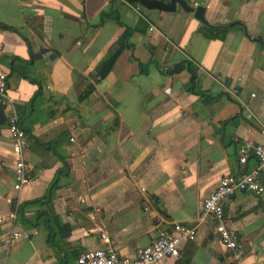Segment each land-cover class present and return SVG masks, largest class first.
<instances>
[{
    "label": "crops",
    "instance_id": "1",
    "mask_svg": "<svg viewBox=\"0 0 264 264\" xmlns=\"http://www.w3.org/2000/svg\"><path fill=\"white\" fill-rule=\"evenodd\" d=\"M182 1L194 8L196 0ZM137 6L0 0V25L14 30H0V73L32 179L13 190L3 125L0 264H77L96 250L133 259L174 225L197 228L180 248L183 264H264V195L222 203L241 260L201 213L223 179L255 172L251 157L237 162L243 144L264 145V0H206L207 26L177 6ZM124 32L123 52L99 80ZM15 61L24 78L11 75ZM177 64L183 69L168 74ZM259 179L264 185V172ZM33 201L42 203L12 213Z\"/></svg>",
    "mask_w": 264,
    "mask_h": 264
},
{
    "label": "built area",
    "instance_id": "2",
    "mask_svg": "<svg viewBox=\"0 0 264 264\" xmlns=\"http://www.w3.org/2000/svg\"><path fill=\"white\" fill-rule=\"evenodd\" d=\"M115 1L127 4L126 0ZM0 109H3L4 125L11 142L9 153L12 159L10 174L13 179V190L20 192L32 181L23 160L26 137L18 125L15 109L7 97L6 77L2 73H0ZM261 135L264 137V131ZM248 157L256 162L255 172L243 175L240 179L230 177L223 179L201 206L202 218L212 217L217 222L215 236L219 244L226 252L233 253L237 260L243 259V248L235 233L223 225L222 203L238 193H248L253 196L264 195V185L259 179L260 173L264 172V145L245 142L238 154V164L245 165ZM196 236L197 228L174 225L169 231L160 232L149 246L135 251L133 259L120 258L113 253L96 250L79 255L77 264H169V262L183 264L181 254H179L180 248L184 244L193 243ZM12 237L16 239L17 235Z\"/></svg>",
    "mask_w": 264,
    "mask_h": 264
},
{
    "label": "trees",
    "instance_id": "3",
    "mask_svg": "<svg viewBox=\"0 0 264 264\" xmlns=\"http://www.w3.org/2000/svg\"><path fill=\"white\" fill-rule=\"evenodd\" d=\"M0 30H5V31L10 30L11 32L14 31L10 27H4L1 25H0ZM218 32H221V31H218ZM127 37H128V33L124 32L122 37L117 42L116 48L113 50V52L109 55V57L99 67V70L97 71V76H98L99 80H102L108 74V72L112 70L117 58L119 57V55L123 52V49L125 48V42L127 40ZM15 62L16 63L12 66L11 75H16L18 78H24L25 68H24L23 64L21 62H18V61H15ZM90 92H91V89H87L85 95L90 94ZM56 188H57V185H56V181H55L51 184V186L48 190V193L46 194V197L44 198V204H46L48 206L50 205L49 202H50L51 195H52V193L55 192ZM42 202H43V200H42ZM42 202L41 201H33L31 203L23 204V205L19 206L17 209H15L14 206L12 205L11 211H12V213H15L16 215H20L23 208H25L27 206H34L37 204L41 205ZM38 214H40V213H38Z\"/></svg>",
    "mask_w": 264,
    "mask_h": 264
},
{
    "label": "water",
    "instance_id": "4",
    "mask_svg": "<svg viewBox=\"0 0 264 264\" xmlns=\"http://www.w3.org/2000/svg\"><path fill=\"white\" fill-rule=\"evenodd\" d=\"M127 3L131 2L132 4H137L138 6L142 7L145 10H157L162 11L165 13L175 12V7L177 6L179 9L186 13L193 14L194 19L199 23L207 26L205 22L204 15L205 9L204 6L206 4V0H196L194 2L195 7H189L184 1L182 0H169L167 4L161 3L159 1H151V0H126ZM183 69V65L177 64L175 65L174 69L171 70L170 74H176ZM3 109H0V128L4 125V116H3Z\"/></svg>",
    "mask_w": 264,
    "mask_h": 264
}]
</instances>
